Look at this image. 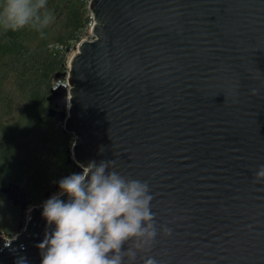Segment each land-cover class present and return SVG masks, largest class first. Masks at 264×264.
<instances>
[{"label": "water", "instance_id": "water-1", "mask_svg": "<svg viewBox=\"0 0 264 264\" xmlns=\"http://www.w3.org/2000/svg\"><path fill=\"white\" fill-rule=\"evenodd\" d=\"M90 9L97 38L77 45L70 90L48 97L49 115L77 137V173L114 159L122 175L148 182L157 225L172 229L150 253L159 264H264V182H255L264 0H91ZM1 192L30 205L17 184ZM42 210L26 211L15 240L0 237V264H41Z\"/></svg>", "mask_w": 264, "mask_h": 264}, {"label": "trees", "instance_id": "trees-1", "mask_svg": "<svg viewBox=\"0 0 264 264\" xmlns=\"http://www.w3.org/2000/svg\"><path fill=\"white\" fill-rule=\"evenodd\" d=\"M89 1L48 0L53 19L43 34L0 26V234L5 237L21 231L27 209L14 206L2 187L17 184L29 206L43 205L59 191L58 181L79 168L71 158L74 134L49 115L48 97L57 75L68 72L69 55L90 22Z\"/></svg>", "mask_w": 264, "mask_h": 264}, {"label": "clouds", "instance_id": "clouds-1", "mask_svg": "<svg viewBox=\"0 0 264 264\" xmlns=\"http://www.w3.org/2000/svg\"><path fill=\"white\" fill-rule=\"evenodd\" d=\"M47 3L3 0L0 26L12 31L30 27L43 34L53 19ZM255 182H264V165L255 171ZM58 185L59 191L42 205L48 228L37 245L41 264H159L150 253L157 236L169 237L172 229L157 225L147 181L122 175L114 159H101ZM65 195L67 200L61 198ZM16 264H28L27 258L18 257Z\"/></svg>", "mask_w": 264, "mask_h": 264}, {"label": "built area", "instance_id": "built-area-1", "mask_svg": "<svg viewBox=\"0 0 264 264\" xmlns=\"http://www.w3.org/2000/svg\"><path fill=\"white\" fill-rule=\"evenodd\" d=\"M90 2H91V0L89 1V6H88V8H89V11H90V13H89V18H90V22L88 23V25H87V27L85 28V30H84V35L81 37V39H80V41L79 42H81V41H85V40H88V41H93V40H95L97 37L93 34V28H94V25H95V20H94V18H95V15H94V13H93V11L90 9ZM79 42H77L76 43V47H77V45L79 44ZM70 70H69V68H68V72L66 73V75H65V80L63 79V80H58L57 82H56V84H55V86H54V88H56L57 86H59L60 84H62L63 86H65L66 87V89L69 91L70 90V85H69V81H68V78H69V76H70ZM67 81V82H66ZM76 140H77V137L74 135V143L76 142ZM74 143H73V145H74ZM73 147V146H72ZM41 206V205H40ZM42 207V206H41ZM24 228H25V225H24ZM25 230H26V228L23 230V231H20L18 234H16L14 237H12V238H9V237H1V238H3L7 243H9V242H11L12 240H15L19 235H21V234H23L24 232H25Z\"/></svg>", "mask_w": 264, "mask_h": 264}, {"label": "rangeland", "instance_id": "rangeland-1", "mask_svg": "<svg viewBox=\"0 0 264 264\" xmlns=\"http://www.w3.org/2000/svg\"><path fill=\"white\" fill-rule=\"evenodd\" d=\"M76 46V45H75ZM76 50H77V48L75 47L74 49H73V51L71 52V54L69 55V60H68V65H67V67L69 66V61H70V59H71V57H72V55L76 52ZM65 80V79H64ZM67 82V81H66ZM71 154H72V152H71ZM72 158V157H71ZM72 160H73V158H72ZM58 192V191H57ZM56 193V192H55ZM54 194V193H53ZM53 194H50L49 196H47V198L46 199H48V198H50L51 197V195H53ZM42 206V205H41ZM40 205H38V206H36V207H38V208H40L41 207ZM33 206H28V208H26L27 209V212L32 208ZM27 212H26V214H27ZM25 228L23 227V228H21V231H23ZM5 237L3 234H0V237ZM6 238V237H5Z\"/></svg>", "mask_w": 264, "mask_h": 264}]
</instances>
